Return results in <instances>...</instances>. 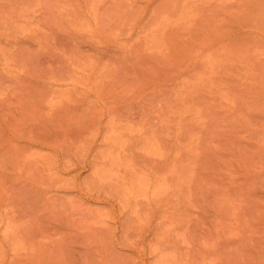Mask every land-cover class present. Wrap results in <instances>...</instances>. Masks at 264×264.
<instances>
[{"label":"rangeland","instance_id":"obj_1","mask_svg":"<svg viewBox=\"0 0 264 264\" xmlns=\"http://www.w3.org/2000/svg\"><path fill=\"white\" fill-rule=\"evenodd\" d=\"M0 264H264V0H0Z\"/></svg>","mask_w":264,"mask_h":264}]
</instances>
